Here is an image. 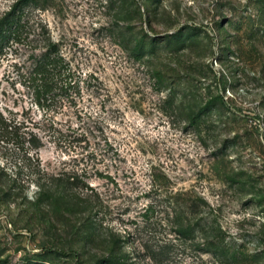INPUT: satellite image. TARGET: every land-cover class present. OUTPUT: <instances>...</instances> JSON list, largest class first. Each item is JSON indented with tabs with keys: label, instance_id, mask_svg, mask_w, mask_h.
I'll return each mask as SVG.
<instances>
[{
	"label": "rangeland",
	"instance_id": "rangeland-1",
	"mask_svg": "<svg viewBox=\"0 0 264 264\" xmlns=\"http://www.w3.org/2000/svg\"><path fill=\"white\" fill-rule=\"evenodd\" d=\"M0 264H264V0H0Z\"/></svg>",
	"mask_w": 264,
	"mask_h": 264
}]
</instances>
